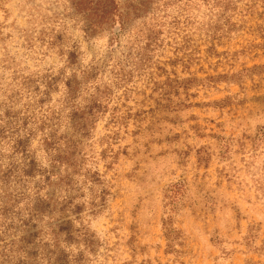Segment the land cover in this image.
<instances>
[{
  "label": "rangeland",
  "instance_id": "rangeland-1",
  "mask_svg": "<svg viewBox=\"0 0 264 264\" xmlns=\"http://www.w3.org/2000/svg\"><path fill=\"white\" fill-rule=\"evenodd\" d=\"M76 2L0 0V100L20 88L18 110L46 101L45 81L62 73L43 104L58 107L66 78L91 66L89 84L109 93L82 137L62 113L60 132L78 144L75 169L60 166L71 203L43 223L69 219L71 236L50 247L65 264H264V0H162L130 15L114 45L107 24L84 37ZM52 29L62 57L36 38L28 49L25 32L46 41ZM38 135L32 155L49 167Z\"/></svg>",
  "mask_w": 264,
  "mask_h": 264
},
{
  "label": "trees",
  "instance_id": "trees-1",
  "mask_svg": "<svg viewBox=\"0 0 264 264\" xmlns=\"http://www.w3.org/2000/svg\"><path fill=\"white\" fill-rule=\"evenodd\" d=\"M160 1L162 0H129L128 6L131 9L125 14L118 9L119 0H77L76 5L82 4L87 11L83 14L87 20L82 30L84 37H92L107 24L106 26L111 27L110 44L114 45L119 41L120 33L125 29L130 15L135 14L139 17L141 14H151L153 10L158 9ZM201 1L209 4L213 1L216 4L218 0ZM75 10L79 11L76 6ZM53 31L52 29L51 34ZM29 32H25L28 49L33 48L31 46L35 44L36 38L40 42L47 43L48 48L56 49L58 56L62 57L64 50L62 44L60 46L61 34L56 32L45 41L42 32H38L36 37ZM75 59V51H68L69 64L74 63ZM7 60L1 63L8 69ZM108 62L109 59H106L103 62L104 66ZM94 69L96 68L91 66L81 70V79L77 74L66 78L65 95L58 107L51 106L45 109L43 104L50 101L47 100L49 89L55 87L62 73L52 74L45 81L42 95L46 97V101L42 96L35 100L30 99L28 103L23 104L22 109L18 110L15 95L20 88L15 93L11 88V93L6 95L4 100H0V264H65L64 261L66 262L63 250L50 246L51 242L54 247L57 246L62 234L70 238L71 221L65 218L56 220L48 215L50 221L46 224L43 223V218L56 210L62 212L63 209L58 208L63 202L71 203L67 201L71 199L62 194L63 177L60 166L65 162L75 169L73 159L78 144L75 140L69 143L67 140L70 139L60 132L63 126L62 118L66 117L62 113L69 111L67 116L74 121L70 126L72 131L76 137H82L86 135L88 128L91 129L96 115L101 111L97 97L104 98L109 94L105 91L100 93L98 84H89V81L95 77ZM16 73V71L12 73L13 81L15 83L18 81L19 84L16 85L20 87L23 85L28 89L31 77L20 76L21 78L17 80ZM35 89L38 90L37 86ZM79 97L87 101L88 105L84 108L77 107ZM38 133L40 134L38 143L47 155L49 167H43L32 155L35 152L32 143ZM63 144L67 150L60 151ZM68 146L74 147L72 151L68 150ZM30 182L33 183L32 187ZM75 208L79 209L78 206Z\"/></svg>",
  "mask_w": 264,
  "mask_h": 264
}]
</instances>
